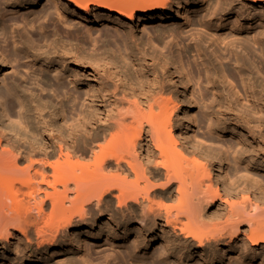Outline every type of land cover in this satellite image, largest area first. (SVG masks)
<instances>
[{
	"label": "bare ground",
	"instance_id": "6f19581e",
	"mask_svg": "<svg viewBox=\"0 0 264 264\" xmlns=\"http://www.w3.org/2000/svg\"><path fill=\"white\" fill-rule=\"evenodd\" d=\"M45 1L1 0L23 13L1 23L0 42L7 43L13 25L29 28L11 31L18 52L40 71L38 84L63 92L61 101L78 118L64 121L51 99L7 81L23 121L0 122V264H89L78 258L83 244L93 250L90 244L104 240L121 243L115 264H264V188L249 173L264 172V82L254 75L256 63L264 70L262 38L199 35L209 97L190 92V83L200 82L198 69H179L171 51L156 52L134 32L135 22H158L157 41L171 34L189 57L181 31L163 26L200 0H51L53 7L40 8ZM252 1L248 22L264 8V0ZM223 2L239 14L232 0ZM55 19L119 26L131 61L110 46L107 33L92 40L88 29L80 39L79 32H61ZM89 40L98 49H87ZM204 42L214 59L201 49ZM0 65L8 69L1 54ZM232 69L243 98L228 81ZM196 93L205 107L198 118L189 111L200 105ZM208 120L236 141L228 144L231 156L193 134ZM48 215L61 216L55 229ZM158 242L162 249L149 254Z\"/></svg>",
	"mask_w": 264,
	"mask_h": 264
},
{
	"label": "rangeland",
	"instance_id": "374dc122",
	"mask_svg": "<svg viewBox=\"0 0 264 264\" xmlns=\"http://www.w3.org/2000/svg\"><path fill=\"white\" fill-rule=\"evenodd\" d=\"M191 1H197V0H191ZM232 1H233L232 2L233 4H231L232 7L239 6L238 8H240V10L238 11L239 12L238 15H234L232 14V12L230 13L227 12L226 10L227 7L229 6L225 5L223 0H210L211 5L208 11L206 10L207 11L206 12L204 8L207 5L206 4L207 0H200L198 2L199 4L197 3L198 4L197 6H191L190 8H185V6H183L182 8H180L179 12L182 18L176 20L175 23L168 22L163 26L164 28H170L171 26L175 25L177 30L179 32L181 31L180 34L186 38V42L190 44V47L192 49V52L189 57L183 56V46L179 42V40L176 39L173 35L171 36V34H166L164 37V41L162 43L157 41L156 29L159 26L156 25H158V22L152 24H144V23L139 24L135 22L134 32L136 33V36H138V38L144 40L147 44H149L150 48H153V50H155L156 52L165 53L168 50L171 51L172 53L171 55L175 58L176 65L178 68L181 67V69H183L184 67L185 68L188 67V64H191L194 68L198 69L201 73L200 82L199 84H195V82L194 83L191 82L193 85H191L190 83V92L192 93V91L193 92L195 91L199 93L200 91H202V92H206L209 97H213V91L210 90L209 88H206L208 83L207 80L205 79L206 68L204 66L203 57L202 55L199 54L200 51L198 52L195 47L194 41L198 40L199 35H205V33H207L208 31L210 32V34H212V37L226 36L229 39L230 37L232 38V36L235 35V38L237 36L238 39H249L250 43H253L254 37L259 35L262 38V45H264V31H263L264 8H262L261 11L253 10L249 14V17L250 19H252V21L248 22L246 15L253 9L254 7L253 1L252 0H240V1L232 0ZM53 5H54L53 1L46 0L45 2L42 3V6L40 8H42L43 6L53 7ZM21 13L23 12L16 13L12 11V8L9 9L3 8L0 4V33H1V23L3 22L10 23V21L12 22L13 20L17 19L21 15ZM185 19L190 20L192 24L190 28L185 27L186 24ZM67 23L70 26H66L65 24L55 19V24L61 32H63L64 34H76L77 32H79L80 39H82L84 35H87L88 29L90 30V35L92 37V40L98 39V36H101L102 33H107L109 39L108 43L110 44V46L114 48L124 59L126 58L128 62L131 61L130 55L127 53V50L123 44L122 39L124 37L123 36L124 33L123 31H121V28L119 26H116L117 27L116 28L110 23L101 22L92 27L84 23H81L82 24L81 25L79 24L80 22L79 21L77 22L76 20L74 22L73 20H68L66 24ZM44 24L47 23L44 22ZM207 25L210 27H208ZM223 25L225 26L221 27ZM10 28L11 29L8 28L9 35H8L7 43L0 42V54L5 57L6 66L8 68L4 72H2L3 69L0 70L1 71L0 122L3 121L5 124H16L17 122L23 121V111L21 110V106L15 95L10 91L9 87L7 86V81L10 78H15L19 83L26 85L32 91L36 92L38 96L42 98L51 99L54 105L57 106L59 113L63 116L64 121L69 123L73 120H76L78 118V113L71 110V108L66 106L64 102H62L60 99L63 96V92L58 91L53 87H43L39 85L36 80L35 74L39 73L40 71L33 66V64L26 58V56L18 52L19 50L17 49L16 42H14V40L11 38L13 36L11 31L12 32L17 31L24 34L26 31L27 32L29 31V28L25 27L23 24L18 26L13 25ZM238 28H242L243 30L239 31ZM260 31H263L262 34H260ZM92 40L87 41L86 48L92 50L95 47V49H98V45L94 44L95 42ZM254 48L256 51H259L258 45H254ZM201 49L207 50V54L213 58V56L210 53L212 47L208 46L207 42L202 43ZM216 64L219 65L220 62L216 61ZM231 72L233 76L230 77L228 81L234 85L235 90H238L240 92L239 94L242 95L241 96L242 98L245 97L244 94L245 92L242 88L243 87L242 80L240 79L238 72H236V69H232ZM44 74H46L47 76H51L50 72L49 73L44 72ZM254 75L258 78V80H262L264 82V70L257 63L255 64ZM165 78L167 79L166 81H168L167 83L169 84V78L167 74L165 75ZM65 83L68 85L67 81H65ZM79 91L82 94L84 92L83 90H79ZM198 93H196L197 95H195L194 98L195 100L199 99L197 98ZM54 94H56V97H54ZM197 101L199 103V100ZM199 104L200 105L195 106L194 109L189 110L192 111L191 113L194 114L197 118L201 114L200 110L205 108L204 103L202 104V102H200ZM193 134L196 136V138L199 141H202L205 146L212 147L224 154L227 153L230 156L233 154L234 151L233 149L228 148L229 147L228 144L232 142L235 145V147L237 145L236 141L231 136L229 135L221 136L217 132H215V130L211 129L209 120L206 121L202 126L195 127L193 129ZM243 171L245 170L243 169ZM249 173L253 176V178L259 179L260 184L264 188V172L251 170ZM94 214H97V211H94ZM60 218H61L60 215H48L45 218V222L55 229L59 225ZM198 231L202 232V230H198ZM207 231H211V230H203L204 233H206ZM67 232H68L67 234L70 235L72 231L67 229ZM104 241L98 242L97 245L99 246H95V247L93 246V244H90V246L94 248L93 250H89V248L85 247V244H83L81 253L78 256V258H82V257L85 258V261L87 262L89 261L88 262L89 264H105V263L115 264L114 255H118L117 251L119 250L123 251V249L120 247L121 243H116L114 241L113 243L111 240H104ZM131 242L132 241L130 240V243ZM108 243H110L109 244L110 247L113 244H117V245L119 244V246L115 245L114 249H110ZM162 247H163L162 243L158 242L152 248V250H150L149 254L156 252V250L158 249L159 250L162 249ZM95 248L97 249L100 248L101 250L100 251L95 250ZM135 254L137 261V259H139L137 256L140 255L141 252H135ZM136 263L138 264V262Z\"/></svg>",
	"mask_w": 264,
	"mask_h": 264
}]
</instances>
